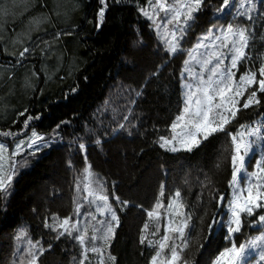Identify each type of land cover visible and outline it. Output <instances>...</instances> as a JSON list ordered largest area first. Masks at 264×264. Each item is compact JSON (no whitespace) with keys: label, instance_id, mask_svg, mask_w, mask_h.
Instances as JSON below:
<instances>
[{"label":"trees","instance_id":"16d2710c","mask_svg":"<svg viewBox=\"0 0 264 264\" xmlns=\"http://www.w3.org/2000/svg\"><path fill=\"white\" fill-rule=\"evenodd\" d=\"M42 1L47 4L46 14L53 16L52 24L44 30L50 28L55 36L54 48L58 49L55 55H62V63L53 81L43 85V93L39 94L37 89L25 101L14 98L5 102L9 109L7 116L0 113V133L13 135L0 134V138L10 142L12 153L13 142L29 137L33 129L45 137L49 146L32 155L34 150L26 143L12 158L15 175L7 196L0 193V264H20L21 259L27 264L29 240L40 241L45 249L38 264H79L83 251L79 242L67 236L56 239L57 233L44 225L45 221L52 225L54 215L58 220L69 217L72 223L79 222L81 229L86 223L97 225L85 213L96 215L97 220L101 216L95 213L93 204L83 199L86 193L82 191L84 184L94 178L103 182L120 220L104 251V264H150L171 216L168 202L176 190H180L184 211L193 214L196 225L182 259L187 264H211L220 251L231 246L230 240L225 239L224 229L216 227L209 232L207 227L213 216L217 221L226 219L224 214L233 191L231 139L224 133L214 134L190 153L171 152L159 145L161 136L171 135V124L181 111V70L187 52L174 57L165 55L163 35L138 10V6L147 8V0H122L121 3L107 0L105 21L99 29L96 27L98 0H74L78 5L74 12L70 6L67 25L49 8V0ZM166 2L170 4L171 0ZM232 2L235 6L217 19L215 9L221 6L222 0H206L210 7L199 15L182 47L191 49L210 23L226 26L232 21L242 26L254 25L256 40L247 51L258 70L264 59V41L260 38L264 35L261 18L264 3L257 0L259 10L252 12L254 19L248 21L236 15L237 10L244 11L239 8L242 0ZM159 15L164 17V13ZM161 21L158 18L156 23ZM9 26L10 32L17 31L19 21ZM57 33H61L58 38ZM12 35L3 38L9 40ZM34 35L38 37V32ZM33 45L30 44L32 52L21 63L40 47L36 44L33 49ZM162 64L164 67L160 68ZM17 65L14 63L6 78L16 71ZM248 66L246 61L241 70ZM247 94L242 97L238 116L228 131L235 132L240 124L250 125L264 118V96L258 93L261 104L243 109ZM125 115L129 116L128 120L123 119ZM27 116L40 118L30 121V127L26 128ZM61 121L66 123L53 133ZM120 124L124 125L123 129ZM97 139L101 141L99 145L95 143ZM81 142L86 145V153L79 151ZM254 163L252 159L249 172L254 170ZM89 165L91 177L84 174ZM240 183L243 185L244 180L240 179ZM77 184L81 191H77ZM162 184L163 196L160 195ZM115 196L127 201V205L116 204ZM157 199L162 204L157 209L161 213L159 222L147 216ZM77 204L81 205L80 214L76 212ZM145 223L149 225L147 230ZM21 229L26 236L16 239ZM261 231L264 228L244 227L232 239L239 246ZM91 234L89 227L88 247L92 246L88 242ZM142 234L146 237L144 244L140 243ZM149 240L153 241L151 247ZM101 245L102 242H97L96 246ZM109 254L116 257L115 262L108 259ZM88 256L85 264H98L96 254L88 253Z\"/></svg>","mask_w":264,"mask_h":264},{"label":"snow or ice","instance_id":"6c2138e0","mask_svg":"<svg viewBox=\"0 0 264 264\" xmlns=\"http://www.w3.org/2000/svg\"><path fill=\"white\" fill-rule=\"evenodd\" d=\"M114 2L121 3L122 0H114ZM98 3L100 7L96 13L97 29L104 23L108 8L107 0H98ZM260 3H264V0H260ZM147 5V8L138 6V10L149 21H152V26L156 28L158 34L161 28L165 29L162 36L165 55L174 57L186 51L188 59L183 61L184 71L194 81V83L184 85L187 88L183 101L184 107L171 124V137L161 136L159 138L160 147L167 148L171 152L183 150L190 153L201 145L202 140L207 141L214 134L224 133L231 139L232 180L230 185L233 192L224 214L227 219L222 218L217 221L213 216L211 223L207 226L209 232L216 227L224 229L225 239L230 240L231 246L220 251L211 264H249L247 258L252 252L257 253L258 264H264V231L245 243H240L239 246L232 239L236 234L242 233L244 227L264 228V118L253 121L250 125L240 124L235 132L228 131V126L238 116L241 98L245 97L246 92L248 94L243 99V109L261 104L258 93L264 96V59H261L259 68L256 70L247 51L254 46L256 40L257 34L252 30L254 25L242 26L232 21H228L226 26L212 24L205 33L197 37V43L191 49L185 50L182 42L197 23L199 15L210 7L206 4V0H174L172 4H168L166 0H147ZM234 6L232 0H222L221 6L215 9L217 19L228 8ZM239 8H243L244 11L237 10L236 15L246 17L248 21H253L251 13L259 10L257 0H242ZM160 13H164V17L161 18ZM158 18L162 20V23H156ZM261 18L264 19V11L261 12ZM60 35L61 33H57L56 38ZM260 38L264 41V35ZM200 49H204V52L201 53ZM30 51L31 49L25 47L19 55L23 58ZM193 61L199 66L198 72L192 70ZM246 61L249 62V66L243 68L241 72ZM163 67L162 64L160 68ZM137 95L140 93L137 92ZM39 118L27 116L24 126L30 127V121ZM123 119L128 120L129 116L125 115ZM64 123L66 122L61 121L57 124L52 130L53 133H57V129ZM119 127L123 129L124 125L120 124ZM0 134L6 137L13 135L12 132ZM25 143L29 149L34 150L30 153L32 155L39 152L41 148L49 146L45 137L33 130L28 140L18 143L11 155L16 156ZM95 143L99 145L101 141L97 139ZM79 151L86 153L85 143H79ZM7 152L8 148L0 143V193H3L5 197L15 175L14 163L10 165L11 173H7L4 169L3 162ZM252 159L255 160L254 170L249 172L248 166ZM85 162H87L86 157ZM84 174L89 177L93 176L90 165L84 169ZM238 177L246 181L244 186H239ZM77 191H81L79 184H77ZM82 191L86 193L83 199L89 204H94L96 213L105 217L104 220H97L96 215L85 213L91 215L92 220H96L98 227L97 225L89 226L86 223L81 229L78 226L79 222L72 223L69 217L58 220L55 215L52 217L54 223L49 225L45 221L44 226L50 227L51 231L57 233L56 239L67 236L79 242L83 249L79 264H85L89 260L88 253L96 254L98 264H104V251L115 234V227L120 223L117 210L109 202L110 198L105 192L104 184L98 178L85 183ZM163 194L164 185L162 184L160 195L163 196ZM220 199L223 200V197ZM114 202L124 205L128 203L120 201L119 196L114 197ZM161 207L162 204L157 199L154 207L147 211V216L159 222L161 213L157 209ZM184 207L181 192L176 190L173 198L168 202V208L172 210L171 216L168 223L164 225L162 239L158 242V248L155 255L151 257L150 264H187V261L182 259V253L188 247L191 233L196 225L193 223V214L185 212ZM80 209L81 205L77 204L78 214H80ZM3 210L6 211V206ZM244 217L251 218V220L247 221ZM200 222L203 224V217L200 218ZM89 227L92 232L88 240L92 244L91 247L86 246ZM148 227V223H145L144 229L147 230ZM156 231H159V228ZM21 236H26L22 229L16 239H20ZM145 240L146 237L142 234L140 243L144 244ZM97 242H102V245L96 246ZM28 243L27 264H38L39 257L44 254L45 249L40 241L29 240ZM152 244L153 241L149 240V247ZM51 247L52 245L49 244L48 248L51 249ZM108 259L115 262L116 257L109 254ZM20 264H24L23 259Z\"/></svg>","mask_w":264,"mask_h":264},{"label":"rangeland","instance_id":"374dc122","mask_svg":"<svg viewBox=\"0 0 264 264\" xmlns=\"http://www.w3.org/2000/svg\"><path fill=\"white\" fill-rule=\"evenodd\" d=\"M173 2L174 0H171L170 4ZM206 4L209 5V3ZM46 5V1L42 0L39 2H37V0H0V113L4 114L5 116H7L6 114L9 109L6 104L7 102L18 98H24L25 101L30 97L32 92L37 89H40L38 91L39 94L43 93V85L53 81V76L59 70V65L62 63V55H59L58 53L55 55L56 51L58 50L54 48L57 44L55 36L51 34L50 28H46L44 30V28L50 25V23L53 21V16L46 14ZM77 5L78 3L74 0H49V8L53 11L56 17L63 20L64 25H67L69 19L70 6L72 8V12H74ZM74 16L75 14H73V17ZM18 21L19 27L15 29L17 31L12 30L10 32V23L16 22L17 24ZM212 24L214 23H210L209 27ZM37 32L38 37L34 35ZM163 33L164 32L160 31V35H163ZM10 35L13 37H9V40H5L3 38ZM33 43V49L35 48L36 44L40 47L37 49L34 55L28 57L27 61L21 63V60L25 56L30 55L32 49L29 53H26L23 58L20 57V52L23 51L25 47L30 49V44ZM199 51L203 53L204 49H200ZM58 52H60V50ZM54 56L56 57L54 58ZM185 59H188L187 55ZM18 60L20 63L17 62ZM14 63L19 64L17 65L18 67L16 71L13 74L8 75L6 78L7 72L14 66ZM192 64V70L194 72H198L199 66L196 65L194 61ZM188 83H194V81H192L189 78L187 72L184 71V65L182 64L180 85L182 100L181 111L184 107L183 101L185 98V93L187 92V88H185L184 85ZM32 131L33 129L28 133L27 136L30 137ZM171 135L168 138H170ZM29 137H26L25 139H23L24 137L16 139L13 142V151L16 150V145L18 143L21 141H27ZM0 143L4 144L8 148V152L5 154L6 159L3 163L5 171L7 173H11L12 168L10 165L12 164L13 156L11 155L9 149L10 142L0 138ZM238 184L242 187L246 184V181L244 180V184L242 185L240 183V178L238 177ZM92 207L95 209L94 204ZM104 219L105 217L101 216L99 220ZM247 259L249 264H258V255L256 252H252Z\"/></svg>","mask_w":264,"mask_h":264},{"label":"bare ground","instance_id":"6f19581e","mask_svg":"<svg viewBox=\"0 0 264 264\" xmlns=\"http://www.w3.org/2000/svg\"><path fill=\"white\" fill-rule=\"evenodd\" d=\"M44 150H45V149H44ZM28 151H29V150H28ZM30 151H31V150H30ZM42 151H43V150H42ZM23 152H24V151H23ZM36 157H37V156H36ZM27 159H28V158H27ZM27 159H26V160H27ZM33 161H34V160H33ZM31 166H32V165H31ZM110 202H111V201H110ZM28 234H29V233H28ZM107 251H108V250H107Z\"/></svg>","mask_w":264,"mask_h":264}]
</instances>
